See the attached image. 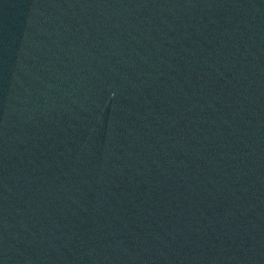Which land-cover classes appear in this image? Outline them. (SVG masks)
Here are the masks:
<instances>
[{
	"label": "water",
	"instance_id": "1",
	"mask_svg": "<svg viewBox=\"0 0 264 264\" xmlns=\"http://www.w3.org/2000/svg\"><path fill=\"white\" fill-rule=\"evenodd\" d=\"M0 119L114 161L264 173V0H0Z\"/></svg>",
	"mask_w": 264,
	"mask_h": 264
}]
</instances>
